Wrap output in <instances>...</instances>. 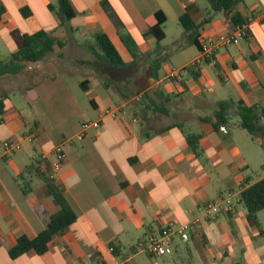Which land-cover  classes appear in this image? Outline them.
Masks as SVG:
<instances>
[{"label": "crops", "instance_id": "obj_1", "mask_svg": "<svg viewBox=\"0 0 264 264\" xmlns=\"http://www.w3.org/2000/svg\"><path fill=\"white\" fill-rule=\"evenodd\" d=\"M69 2L74 17L61 23L49 8H56L57 0H0L5 9L0 20L1 61L17 50L12 31H42L63 44L40 62L29 63L24 72L0 77V264H160L164 253L154 258L140 246L153 232L168 223L190 222L198 207L224 195L242 206L241 192L264 178V173L255 180L246 174L254 158L249 150L255 146L239 121L213 126L219 101L264 108V0H242L237 11L247 36L195 69L185 68L198 57L200 45L188 46L194 51L184 58V31L181 41L164 46L147 31L161 13L165 39L166 23L179 24V16L188 12L195 22L210 17L198 32V43L231 32L235 26L230 18L211 12L206 0ZM23 9L29 14L22 16ZM98 33L109 38L123 68L102 61L94 37ZM119 33L133 38L135 56ZM137 35L144 43L140 47ZM143 46L148 48L144 53ZM82 49L89 53L82 55ZM109 69L126 79L112 82ZM173 70L178 75L168 81ZM192 72L198 73L196 78ZM77 74L76 80L67 78ZM91 77L98 79L94 83ZM187 99L194 100L195 110ZM117 107L115 117L104 115ZM231 111L237 114L234 107ZM84 122L99 126L79 136ZM187 134L200 136L196 152L188 147ZM254 140L261 145L262 139ZM7 142L18 143L20 149L6 153ZM59 145L66 159L53 185L76 220L53 237L45 254L28 252L11 259L8 250L16 239H33L58 211L38 173L50 171L51 152ZM227 213L202 222L187 242L172 238L166 251L173 246V254L162 264H187L192 252L201 264H264V240L247 223L245 209L233 206L232 233L228 221H218L227 219ZM183 245L188 255L181 261Z\"/></svg>", "mask_w": 264, "mask_h": 264}, {"label": "trees", "instance_id": "obj_2", "mask_svg": "<svg viewBox=\"0 0 264 264\" xmlns=\"http://www.w3.org/2000/svg\"><path fill=\"white\" fill-rule=\"evenodd\" d=\"M206 2L209 4L211 12L226 14L234 26L244 24L243 18L237 11V6L242 3V0H206ZM103 5L106 7V4ZM49 8L56 11L61 23L68 22L74 17L69 0H57L56 8L52 6H49ZM4 13L5 9L0 4V20ZM20 13L22 16H26L29 14V11L23 9ZM110 17L117 28L120 29L119 20H117L113 12H110ZM156 18V23L149 27L147 36L154 37L155 41L160 43L164 39L162 25L165 22V18L161 13L156 14ZM178 21L184 31L186 43L199 47L198 32L210 21V17H205L199 22H195L188 12H185L179 16ZM11 37L16 44L17 50L8 61L0 60V77L20 74L26 70L29 63L40 62L48 54L52 53L55 47L61 48L63 46L60 41L42 31L34 34H20L17 31H12ZM94 37L96 45L102 53V61L109 67L123 68L125 64L109 38L104 33H98ZM119 37L126 49L135 56L137 47L133 38L129 34L121 33H119ZM192 74L193 78H196L198 75V73L193 72ZM1 105L2 102H0V107ZM233 107L237 111L241 129L252 136L257 135L262 138L261 146L264 148V125L261 124V121L264 120V108L248 107L240 101H219L215 105L214 128L217 129L219 126L227 124L230 111ZM199 139V135H186L187 145L193 152L197 150ZM38 175L44 179L46 192L58 206V211L49 217L45 229L40 231L33 239H28L25 236H20L16 239L15 244L8 250V256L11 259H15L28 252H33L39 256L45 254L53 237L62 235L76 220V213L67 203L62 193L53 185V180H49L42 174L38 173ZM238 203L246 211L245 219L247 223L251 227H255L264 240L257 217L258 213L264 210V178L245 188L240 194ZM226 217L228 224L233 227L231 211L227 213ZM122 264L130 263L124 262Z\"/></svg>", "mask_w": 264, "mask_h": 264}, {"label": "built area", "instance_id": "obj_3", "mask_svg": "<svg viewBox=\"0 0 264 264\" xmlns=\"http://www.w3.org/2000/svg\"><path fill=\"white\" fill-rule=\"evenodd\" d=\"M248 28L245 24L237 25L233 30L227 34L217 35L211 38H202L199 40V54L196 59L191 61L185 69H195L206 63L212 58V56L221 48H226L231 45L238 44L244 37L247 36ZM178 75V72L170 71L167 80L170 81ZM120 111L117 107L114 110L105 111L104 115L115 117ZM98 122H84L81 124L79 136H82L90 128H98ZM224 128H222L223 130ZM20 149V145L15 142H7L4 145V151L11 153ZM51 155L53 157L50 162V171H44V174L49 180H53L55 174L61 168L65 162L66 156L62 150V147L56 146L53 148ZM42 161H46L47 155L42 156ZM44 170V168H42ZM240 197V196H239ZM233 209V204L229 197L223 199L222 197L207 202L204 205L198 207L197 215L188 223L182 225H175L174 223H168L148 238L145 244H141V248L146 251L151 257L159 258L170 245L172 238L178 237L183 242L189 240L190 232L195 231L202 222L205 220H215L219 216L226 214Z\"/></svg>", "mask_w": 264, "mask_h": 264}, {"label": "rangeland", "instance_id": "obj_4", "mask_svg": "<svg viewBox=\"0 0 264 264\" xmlns=\"http://www.w3.org/2000/svg\"><path fill=\"white\" fill-rule=\"evenodd\" d=\"M165 33H166V38L160 42L161 46L177 43V42H179V41H181L183 39V38L181 39V35L183 34V29L176 21H170L169 20L166 23ZM141 39L142 38L139 35L135 36V40H136V42H137L139 47L144 44ZM184 40H185V44L182 45L181 50H184L183 48L186 49V51L184 52V58H188L190 56L189 51H194V49H187V48H189L188 46H190V44L186 43V38H184ZM82 47H84V46H82ZM147 49L148 48L146 46H143L142 47V52L144 53V51L147 50ZM221 49H223V48H221ZM98 51L100 52V50H98ZM88 53H89V51L86 50V49H84L82 51V55H86ZM167 65H169V64H167ZM164 71H165V69H161L159 73L162 75L164 73ZM109 72H110L109 73L110 76L107 77V78L110 79L112 82L122 83L126 79L125 76L123 75V73H119V71L116 70V69H109ZM77 77H78V74L74 78H71V77H67V78L70 79L71 81H73V79L76 80ZM90 79L92 80V82L95 83L98 78L91 77ZM143 81H145V79H143ZM110 89L114 92L115 87L111 86ZM193 101H194L193 99H191V100L187 99V106H191L195 110L196 108L194 107ZM231 112L229 114V122L230 121H234L235 122V120L239 121L238 115L237 114H233V113L231 114ZM246 134H247V136H249V139L251 140V142H254L252 144L255 146V147L252 146V148H251V146H249V149L251 148V150L248 149L249 152H250V155H254V158L251 160V165L246 170L247 171L246 174L248 176L252 177V179L255 180V179H257L259 177V175H263V173H264V169L262 168L264 166V148L260 144H258L256 142V140H254V139H262V138H260L257 135L252 136V135L248 134L247 132H246ZM43 176L47 178L46 175H43ZM227 197H228L227 195H224L223 199H226ZM229 199L232 202L233 206L238 211H241V210L244 211L242 206H239V204L236 203L237 201H235L234 198H229ZM218 221L221 222V223H225V222H227V219L222 217ZM258 222H259V227L263 231V234H264V210H262L258 214ZM227 227L229 228V231H231V233H232L233 227H231L229 224H227ZM175 240L178 241L177 238ZM181 247H182V250H183V252L181 254V261H182V259L187 258L188 252H186V248L187 247L185 245H183ZM172 254H173V246L171 247L170 251H168V250L166 251V249H165L164 256L162 258L163 262L168 261L169 257ZM181 261H179L178 263H180ZM186 261L188 262L187 264H201L199 262V260H198L197 254L195 252H192V259L190 261H188V260H186ZM163 262L159 261L160 264H162Z\"/></svg>", "mask_w": 264, "mask_h": 264}]
</instances>
